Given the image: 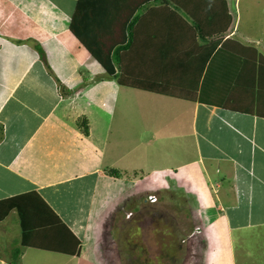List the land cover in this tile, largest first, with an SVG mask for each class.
Listing matches in <instances>:
<instances>
[{
  "label": "crops",
  "instance_id": "0c3cea01",
  "mask_svg": "<svg viewBox=\"0 0 264 264\" xmlns=\"http://www.w3.org/2000/svg\"><path fill=\"white\" fill-rule=\"evenodd\" d=\"M76 1L0 0V203L20 205L0 222V264L14 248L15 264H106L111 216L169 202L192 223L189 264L200 248V264H264V34L242 35L240 10L210 24L203 9H185L189 22L145 5L120 51L121 86L70 33ZM197 75L194 102L169 96L194 93Z\"/></svg>",
  "mask_w": 264,
  "mask_h": 264
},
{
  "label": "rangeland",
  "instance_id": "374dc122",
  "mask_svg": "<svg viewBox=\"0 0 264 264\" xmlns=\"http://www.w3.org/2000/svg\"><path fill=\"white\" fill-rule=\"evenodd\" d=\"M175 1L164 3V5L157 4L163 9L177 11L180 18L186 21L190 20V13H185L181 9H203L205 18L211 20L210 24L213 23L216 14H222L223 9L225 12L228 10L231 13L230 18L234 22L235 13L240 10L241 20L238 24L240 33L242 35L264 34V0ZM177 12L174 13L177 14ZM231 20H227L225 25L228 26ZM219 23L222 26V19ZM200 29L202 30L201 36H204L205 30L203 28ZM222 36L210 34L209 39ZM243 42L250 47H256V38L251 35H246V39ZM224 49L227 50L226 48ZM224 49L223 52H225ZM148 61L149 59L141 61V64L145 65L146 69ZM141 72L137 68V73ZM74 197L76 196H72L70 200L73 201ZM151 203L149 201L147 205H152ZM169 203L166 206L157 205L155 209L140 205V203H131L111 216L105 222L101 243L103 259H105L106 264H131L133 261L136 264H171L170 261L172 259L178 261L174 262L177 264H189L187 235L193 228L191 227L192 223L181 202L180 205ZM203 251L204 248H200L197 253L196 262L198 261L199 264ZM14 260V258H11L10 264Z\"/></svg>",
  "mask_w": 264,
  "mask_h": 264
},
{
  "label": "trees",
  "instance_id": "16d2710c",
  "mask_svg": "<svg viewBox=\"0 0 264 264\" xmlns=\"http://www.w3.org/2000/svg\"><path fill=\"white\" fill-rule=\"evenodd\" d=\"M102 0H77L73 15L69 24L70 33L76 38V40L84 47L88 54L100 65L102 70L105 72V76L108 79H114L121 86H125L122 78V69L120 64V51L124 50L128 44V29L131 26V17L134 15L136 10L143 8L145 5L159 3L176 2L175 0H108L109 5L106 6V2L103 6L104 9H94L100 5ZM112 1V3H111ZM102 3V2H101ZM180 5V3H178ZM186 12L185 9H181ZM107 23L108 25H103ZM102 26H107L102 28ZM106 36V41H102L103 37ZM212 40V39H211ZM217 47V44L212 43L209 48L208 54L205 56L203 66L207 62L210 55L213 54ZM38 56L42 63L45 64L49 70L45 56L42 50L37 49ZM122 80V81H121ZM200 76L197 75L194 81L192 94H178L169 95L177 97L181 100L194 102L198 90V83ZM224 110H229L227 104H224ZM79 126L84 135H87L88 128L86 121L83 120L79 123ZM2 135V128L0 127V136ZM112 177L120 178L117 171L109 172ZM19 200L13 198L10 200L2 201L0 207H6L7 209L0 214V222L6 217L8 212L14 208L20 210ZM41 202V201H40ZM131 204V203H130ZM128 205V204H127ZM48 209V208H47ZM119 209V208H118ZM50 211V210H49ZM51 212V211H50ZM21 214V213H20ZM54 219L60 223L56 216ZM20 226L23 230V219L20 216ZM20 254L19 249L14 248L12 251L11 258L15 259L11 264L16 263V259Z\"/></svg>",
  "mask_w": 264,
  "mask_h": 264
},
{
  "label": "flooded vegetation",
  "instance_id": "af4514ba",
  "mask_svg": "<svg viewBox=\"0 0 264 264\" xmlns=\"http://www.w3.org/2000/svg\"><path fill=\"white\" fill-rule=\"evenodd\" d=\"M135 260H137V259H135ZM138 261V260H137ZM171 262V264H177V263H174V262H178V261H175L174 259H172V261H170ZM185 263V262H184ZM131 264H136V262L135 261H133V262H131ZM139 264H141V263H139Z\"/></svg>",
  "mask_w": 264,
  "mask_h": 264
},
{
  "label": "built area",
  "instance_id": "2783aa9c",
  "mask_svg": "<svg viewBox=\"0 0 264 264\" xmlns=\"http://www.w3.org/2000/svg\"><path fill=\"white\" fill-rule=\"evenodd\" d=\"M148 200L150 201V202H155L156 201V199L154 198V197H148Z\"/></svg>",
  "mask_w": 264,
  "mask_h": 264
}]
</instances>
